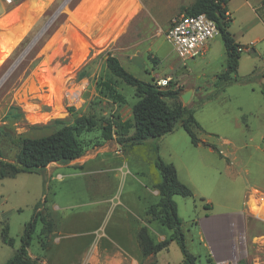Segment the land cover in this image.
I'll use <instances>...</instances> for the list:
<instances>
[{
  "label": "rangeland",
  "instance_id": "obj_1",
  "mask_svg": "<svg viewBox=\"0 0 264 264\" xmlns=\"http://www.w3.org/2000/svg\"><path fill=\"white\" fill-rule=\"evenodd\" d=\"M34 1L32 5L30 0H12L11 3L0 0V13L4 10V3L5 9L10 10L9 13L26 4L23 13L34 12L35 5L40 8L27 28L29 18L24 15L5 26L10 28L14 23L20 22L18 24L21 34L18 37L6 33L7 29L0 27V150L6 160L15 157L23 138H38L62 126L73 125L78 116L91 117L96 121L94 127L77 135L83 154L69 164L51 166V176L57 175L58 169L74 167L81 161L89 160L92 153L103 151L107 145L110 147L117 143V139L125 133L120 128V123L131 119V107L137 97L134 87L113 76L106 68L105 57L108 54L116 56L129 72L143 80H150V73H155L157 79L163 78L161 76L172 72L174 67L178 73L188 69L189 82H197L204 87L201 83L204 80L202 73L209 74L211 70L220 68L217 54L212 63L205 67L201 64L192 65L190 61L182 62L164 36L170 19L194 0H136L133 13L120 21L111 37L113 18L122 14L127 0H108L106 3L105 0ZM240 2L241 0H231L232 6H237ZM234 26L241 29L251 26L256 31L261 28L248 9L238 14V21ZM251 28L249 33L252 32ZM100 38L109 39L106 43L103 41L102 47L94 49L95 44L91 40ZM85 43L88 44L81 50ZM244 54L241 53V56ZM244 63L247 65L248 61ZM180 82L181 79L174 76L163 88L179 90L176 98L166 99L169 104L182 103L180 95L185 88ZM208 84L203 90L196 86L190 88V99L182 104L194 108L196 112L195 117L203 129L198 131V138L213 144L216 149L206 145L194 146L184 128L177 126L174 132L164 136V139L176 141L173 146L177 152L171 157L163 151L166 160L172 158L178 160V164H185L183 171L179 167V174L186 182L184 184L194 192V197L176 195L174 198L178 199L177 213L182 220L186 247L191 253L199 254L203 263L208 249L200 242L198 229L193 223L204 212H247L243 195L246 189H250L251 185L264 187V139L260 137L262 124L256 123L252 129H247L244 122L240 127H229L230 119L237 110L235 104L232 102L230 105L225 98H218L210 99L202 105V97L213 89L212 81ZM49 87L53 89L54 100L62 96L64 112L62 115L50 116L45 122L33 124L28 119L27 105H38L34 111L39 113L51 112V106L45 99L50 93ZM78 89V98L70 101L66 91ZM106 122L113 124V139L107 145L101 138L102 126ZM132 132L129 129L126 135ZM249 135L254 137V142L245 144ZM225 138L232 139L235 146L226 144ZM157 139H147L133 148L117 146L114 151L118 150V154L126 155L127 159L126 164L122 165V159L119 158L122 165L119 171L126 172L139 166L147 172L146 176H150L155 182L159 181L161 176L154 166L158 152L155 150L158 148ZM112 154V151L106 153L110 156ZM45 177L46 175L42 176L46 182ZM87 179L88 177L83 180L70 179L63 186L62 190L66 191L72 188L69 191V203L72 206L65 212L71 217V222L65 225L66 228L61 234L53 232L52 229L46 236L41 235L42 225L37 224L28 248L29 256L36 259V264H41L42 255H47L50 264L73 261L83 249L82 239L75 241L73 235L85 229L86 224L78 220L85 213L84 201L88 195L95 194L93 188H87L88 195H85L84 187L90 185L86 184ZM41 181L40 174L36 173H20L12 178L0 179V264L10 258L20 246L23 227L31 219L34 205L39 203V208H44ZM49 185L52 187L53 182L50 181ZM118 185V179L113 177L108 184V190L115 191ZM45 192L49 197L50 192ZM251 211L254 212L253 207ZM259 211L261 210L258 209L255 213ZM148 216L149 220L153 219ZM247 218L245 238L241 242L245 259L237 264H264V223L255 219L251 212L247 213ZM53 221L55 222L54 218ZM164 227L172 232L167 226ZM3 231L7 238L13 239V245L3 243ZM100 232L102 231L99 229L95 235ZM54 238L60 239V243L53 245ZM40 240H43V247ZM73 241L74 245H70ZM177 253L181 254L180 249H177Z\"/></svg>",
  "mask_w": 264,
  "mask_h": 264
},
{
  "label": "crops",
  "instance_id": "obj_2",
  "mask_svg": "<svg viewBox=\"0 0 264 264\" xmlns=\"http://www.w3.org/2000/svg\"><path fill=\"white\" fill-rule=\"evenodd\" d=\"M225 7L230 19L228 31L235 42L245 47L241 51V53L244 52L245 54L241 56L240 53L237 75L244 77L248 81H237L228 84L213 100L225 98L230 105L234 102L237 110L230 119L229 127H240L244 122V126L247 129H252L253 126H256V123H260L262 124L260 137L264 139V99L261 91L264 86V0H256L255 2L252 0H241L237 6H232L231 0H227ZM5 8L6 4L4 3V10L0 13L1 18L7 13L9 14L10 10ZM246 9L252 12L256 21L260 23L261 28L259 31L253 30L251 26H244L242 29L240 27L235 28L234 25L238 21V14ZM250 28L252 29L251 33H249ZM216 54L220 68L219 70L218 68L211 70L209 74L202 73L201 77L204 78L201 82L202 85H209V81L213 83L217 75L225 70L226 53L220 34H217L209 41L202 55L187 60L192 65L201 64L205 67V65L212 63ZM246 61H248L247 65L244 63ZM172 69V72L161 77H179L181 79L180 84L182 83L185 90L194 86L201 87L197 82H189L188 69L182 73L176 72L174 67ZM150 77L151 79L146 81L156 80L158 76L155 73H150ZM204 87H201L200 90H203ZM210 91L212 90H209L208 93ZM209 101H204L202 105ZM195 113L194 110V117ZM210 114L212 113L210 112ZM130 117H132L131 112ZM165 135L157 139L158 154L166 163H172L175 166L179 180L186 183L179 174V167L183 171L185 164H178V160H173L172 158L166 160L163 156V151H166L171 157L173 153L177 152V149L173 146L176 141L164 139ZM110 141H105V144L107 145V142ZM224 141L230 146H235L232 139L225 138ZM247 141L245 144L253 143L254 137L252 135L247 136ZM117 146H119L117 143L112 144L110 147L107 145L103 151H97L89 155V160L81 161L71 168L66 166V168L58 169L57 175L51 176L49 171L51 166L54 164H69L73 160L67 163H49L45 171L40 174L43 206L52 219L53 232L57 234H61L66 228L65 225L71 222V217L65 212L72 206L69 203L71 200L69 191H72V188L68 191L62 190L65 182L70 179L83 180L88 177L86 184L90 183L91 186L85 185V195H88L86 194L87 188L95 190L94 195L96 196L88 195L89 197L84 201L85 213L78 220V222L86 224L85 229L73 235L75 241L82 239L84 247L76 255L75 260L61 262L60 264H183L182 254L179 255L177 253L179 247L175 241H171L166 249L156 254L144 255L142 253L137 239V233L141 227L145 226L148 229L155 242L166 239L171 235V232L159 221L149 220V216L146 214V210L159 200L158 190L154 187L156 182L150 176H146L147 172L139 166H136L133 170L120 172L121 166L126 164L127 159L125 158L126 155L118 154V150L114 151ZM109 151L113 152L111 156L106 155ZM114 152L116 153L114 154ZM220 152L226 155L222 150ZM119 158L122 159V165L119 163ZM44 175H46V182L42 178ZM113 177L118 179L119 185L115 191H110L108 190V184ZM50 181L53 182L52 187L49 185ZM254 190L264 194V187H253L251 185L250 189H246L243 195L248 207L247 212L241 214H212L204 212L193 223V226L198 229L197 233L200 242L208 249L203 259L204 263L199 254L192 253L196 257V264L201 261V264H205V262L206 264L237 263L245 259V251L241 242L245 238L248 225L247 213L250 212L252 207L254 212L258 210V206L255 205L257 201L253 197ZM45 191L50 192L49 197ZM174 200L178 203L177 198H174ZM254 206L257 207L256 211ZM58 221H60L59 224ZM99 229L102 232L96 236L95 234ZM60 241V239L54 238L53 245L59 244ZM75 241L71 242L70 245H74ZM40 257L41 264H50L47 255Z\"/></svg>",
  "mask_w": 264,
  "mask_h": 264
},
{
  "label": "trees",
  "instance_id": "obj_3",
  "mask_svg": "<svg viewBox=\"0 0 264 264\" xmlns=\"http://www.w3.org/2000/svg\"><path fill=\"white\" fill-rule=\"evenodd\" d=\"M226 1L194 0L181 11L186 15L203 13L215 20L225 48V70L217 75L213 82L212 91L202 97L201 103L217 97L228 84L248 81L237 75L241 53L238 47L241 45L234 41L228 31L230 19L225 16ZM105 65L113 76L134 87L137 97L136 102L131 107V119L120 123V128L125 130V133L116 141L120 147L133 148L147 139L160 138L165 134L172 133L177 126H181L190 136L194 146L206 145L216 149L213 144L205 143L198 138V131L203 129L194 117V108L184 106L181 102L169 104L166 101L167 98H176L179 95L178 89L159 88L152 80L146 81L136 77L121 64L116 56L111 54L106 55ZM261 91L264 99V86ZM95 125L96 121L91 117L78 116L74 119L73 125L62 126L48 135L38 138H23L20 141L19 150L12 160L4 159L0 150V179L12 178L20 173L42 174L49 163H67L80 157L83 154V147L79 143L77 135ZM112 127L111 122H106L102 126L101 138L103 140L110 141L113 139ZM129 129H132L133 132L126 135ZM155 150L157 152L158 148L156 147ZM154 166L161 176V179L154 184L159 193V200L146 210V214L159 220L172 232L166 239L155 242L148 229L145 226L141 227L137 233L141 251L144 255L156 254L166 249L171 241H175L182 254L183 264H196V257L186 247L182 220L177 213V205L173 199L175 195L185 198L193 197V191L179 180L175 166L172 163L164 162L158 152L154 159ZM39 206V203L34 205L32 217L23 227L20 246L3 264H36V259H32L28 253L36 226L38 223L42 225L40 234L44 236L53 229L51 218L44 209H39ZM205 208L208 206L205 205ZM1 237L3 243L13 245V239L7 238L4 231ZM40 245L44 246L43 240H40Z\"/></svg>",
  "mask_w": 264,
  "mask_h": 264
},
{
  "label": "built area",
  "instance_id": "obj_4",
  "mask_svg": "<svg viewBox=\"0 0 264 264\" xmlns=\"http://www.w3.org/2000/svg\"><path fill=\"white\" fill-rule=\"evenodd\" d=\"M7 2H10V0H7ZM225 16L229 19L227 11L225 12ZM217 34H219V31L215 20L203 13L195 15L176 14L170 19L169 26L164 32L166 40L172 45L174 52L182 62L202 55L209 41ZM244 48V46H240L238 50L241 52ZM170 80V77L158 78L155 84L159 88H164ZM254 191L253 197L257 201V206H259L261 201H264V194H260L257 190ZM250 212L255 219L264 223V207H262L259 213L252 212L251 210ZM222 264L237 263L223 262Z\"/></svg>",
  "mask_w": 264,
  "mask_h": 264
},
{
  "label": "bare ground",
  "instance_id": "obj_5",
  "mask_svg": "<svg viewBox=\"0 0 264 264\" xmlns=\"http://www.w3.org/2000/svg\"><path fill=\"white\" fill-rule=\"evenodd\" d=\"M127 1H128V2H126L127 5L125 6V9L123 10L122 14L119 15L118 17L115 16V18H113L114 19V21H113L114 24H113L111 32H110V37L114 35V30L120 24V21H122L124 18H126V16L130 15L134 11L135 4L137 3L136 0H127ZM6 2H7V0H6ZM11 2H12V0H10L9 3H11ZM106 2H108V0H105V3ZM29 3L33 5L35 3V1L34 0H30ZM37 6L35 5V8L33 7L35 9L34 12H29V13H23V10H25V8L27 7V4L19 6L13 12H11V13L5 15L4 17L0 18V27L5 30V28H6L5 26L8 25L11 21L15 22L16 19L20 18V16L21 17L25 16L27 19L29 18L27 20V24H26V28H27L29 23H30V21H31V18L32 17L34 18L36 16L34 14L36 13V11H38V9H40V8H37ZM37 13H39V12H37ZM18 23H20V22H18ZM18 23H14L10 28H6L7 29L6 33L18 37L19 34H21V32L19 31V26L20 25ZM108 39L107 38H100V39H94V40H91V41H92V43L95 44L94 46L97 45L98 47H102V45L104 44L103 41H105V43H106V40H108ZM91 41L88 42V43H91ZM88 43L83 44L81 46V50ZM81 50H79L80 52L79 51H75V52L81 53ZM79 89L76 90V91L75 90L66 91L67 97H68V99L70 101H74V100H76L78 98ZM49 91H50V93L47 94L45 99H46V103L51 106V112H49V113H41L40 112L39 113V112L34 111L35 107H37L38 105L37 106H33L30 103L27 105V109L29 110L28 113H27L28 114V119L30 120L31 123L36 124V123L45 122L50 116H57V115H62L63 114L64 111H63V106H62V103H61L62 102L61 101L62 100V96H58L54 100L52 98V95L54 94L53 93V89H51L49 87ZM256 205H257V202H256ZM262 207H264V201H261L260 205L258 206V209L261 210ZM256 209H257V207L254 206V210L255 211H256Z\"/></svg>",
  "mask_w": 264,
  "mask_h": 264
},
{
  "label": "water",
  "instance_id": "obj_6",
  "mask_svg": "<svg viewBox=\"0 0 264 264\" xmlns=\"http://www.w3.org/2000/svg\"><path fill=\"white\" fill-rule=\"evenodd\" d=\"M93 47L94 49L100 48L98 46H93ZM191 94H192V89H187L180 95L183 104L187 103V101L190 99Z\"/></svg>",
  "mask_w": 264,
  "mask_h": 264
}]
</instances>
